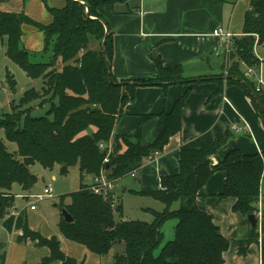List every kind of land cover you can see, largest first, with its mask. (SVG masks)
Returning <instances> with one entry per match:
<instances>
[{
    "label": "trees",
    "instance_id": "16d2710c",
    "mask_svg": "<svg viewBox=\"0 0 264 264\" xmlns=\"http://www.w3.org/2000/svg\"><path fill=\"white\" fill-rule=\"evenodd\" d=\"M114 1L121 0H66L63 8H48L52 16L48 25L31 20L22 11L0 10V40L5 45L6 57L27 77L42 81L40 91L25 90L19 104L13 105L11 112L0 115V220L14 209L12 186L18 184L28 193L35 185L37 177L31 172V165L39 163L45 169L75 166L79 172V189L60 196L58 203L72 217L71 222H66L61 216L58 222V230L66 239L98 256H106L114 246L123 244V250L113 254L110 264H224L228 240L212 216L197 207L196 198L213 172L224 171L223 190L217 197H234L233 212L239 216L241 225L248 226L252 238L257 237V227H251L247 216L257 209L264 175V151L246 155L232 150L214 164L212 156L230 138L229 134L214 137L211 132H205L182 144L176 174L159 175L158 189L134 190L164 204L161 211L151 210L154 219L149 223L123 220L122 206L112 204L113 200L93 190L94 179L101 173L115 183L135 174L143 159L162 151L170 137L181 130L182 110L189 91H183L169 111L141 116V122L157 118L156 135L151 143L142 144L140 127L134 136L113 135L123 107L133 101L137 86L184 81L180 66L166 67L160 58H154L159 72L157 79L120 81L110 70L112 82H109L105 58L110 64L112 31L97 8ZM23 23L43 32V52L50 53L47 61H33L23 48ZM90 38L98 42L97 49L89 47ZM255 43L264 45V0H250L242 34L233 37L226 65L227 82L253 94L264 116V90L257 91L251 77L240 68L241 64L253 67L258 63L253 52ZM7 80L10 88H14L16 82L11 74L7 73ZM39 98L48 99L50 107L44 115L33 117L28 104ZM6 142L14 143L16 149L10 151ZM102 142L108 144L104 149L99 148ZM87 179L93 182L88 185ZM174 202L179 203L177 209L171 208ZM116 213L121 219L115 218ZM169 219H176L173 239L164 243L160 253L154 256V249L163 238L162 225ZM15 229L19 231L18 241L31 240L38 246L48 247L49 254L40 264H79L61 251L55 236L46 238L30 229L25 213L17 215Z\"/></svg>",
    "mask_w": 264,
    "mask_h": 264
},
{
    "label": "crops",
    "instance_id": "0c3cea01",
    "mask_svg": "<svg viewBox=\"0 0 264 264\" xmlns=\"http://www.w3.org/2000/svg\"><path fill=\"white\" fill-rule=\"evenodd\" d=\"M65 3L66 0H0V10L8 13L22 11L31 20L48 25L52 22L48 8L60 9ZM249 7L250 0H121L97 8V13L112 31L110 70L117 80L134 82L157 79L159 72L154 58H160L166 67L180 66L184 78L180 84L137 86L133 101L123 107L113 135L134 136L140 127L142 144L151 143L156 135L157 118L150 117L141 122V116L169 111L179 95L189 89L182 110L181 130L170 137L160 153L143 159L140 169L130 175L139 183L137 191L158 189L161 172L176 174L179 170L180 146L205 132H211L214 137L230 135L212 156L214 164L221 162L232 150H240L246 155L264 151V116L260 106L253 94H247L241 86L227 82L228 75H224L227 58L219 49L218 38L212 34L214 28L221 26L240 36ZM21 30L22 46L31 57L50 55L43 52L41 30L29 23H23ZM88 45L93 49L98 48V42L93 38L89 39ZM0 47L5 55V45L1 40ZM253 52L258 63L252 68L260 71L261 89L264 90V45L255 43ZM240 68L246 75L247 66L241 64ZM250 79L258 86L255 76ZM224 181V171L213 172L199 190L196 205L212 216L221 234L228 240V248L223 253L224 264H263L264 175L254 213L257 218V237L254 238L248 226L241 225L239 216L232 210L235 198L217 197L223 190ZM78 182L80 186L79 172ZM14 187L11 189L14 200L23 197L29 199L30 203L18 209L14 201L13 211L0 220V231L5 228L0 237L6 240L0 241V264H40L41 259L49 254L47 246H38L31 240H17L19 231L15 229V220L19 213H25L30 229L46 238L55 236L61 251L79 264L112 262L113 256L95 255L83 245L66 239L58 230L62 216L60 212L55 220V230L42 229L34 222L39 215L37 205L34 210L29 208L36 201L34 196L37 194L32 193L33 188L26 193L18 185L16 189L22 194L17 195L13 192ZM258 211L261 212L260 216L257 215ZM247 240L249 243H246Z\"/></svg>",
    "mask_w": 264,
    "mask_h": 264
},
{
    "label": "rangeland",
    "instance_id": "374dc122",
    "mask_svg": "<svg viewBox=\"0 0 264 264\" xmlns=\"http://www.w3.org/2000/svg\"><path fill=\"white\" fill-rule=\"evenodd\" d=\"M31 59L33 61L44 62L48 60V54L33 56ZM225 71L227 75V66L224 69V74ZM7 73L11 74L16 82L14 88H10L8 84ZM41 87L42 81L40 78L31 79L27 77L25 72L19 66L10 61L6 55H4L3 50L0 47V115L6 112H11V107L19 104L21 96L25 90L34 88L35 90L40 91ZM28 106L31 107L29 110L30 115L33 117H39L44 115L49 109L50 102L48 99L43 101L39 98L32 101ZM17 110H22V107H17ZM6 145L10 151L16 149L14 143L6 142ZM30 170L37 177V181L32 189L33 194H41L47 185H50L52 190V197H46L34 202L38 207L39 214V218L35 217L34 222L40 225L42 229L47 227L55 230V220L57 214L60 212L58 206L59 199L61 198L60 196L78 189V169L73 166L68 169V172L60 174L59 166H55L52 169H45L39 163H34L30 166ZM13 186H15L13 189L14 193L17 195L22 194L20 190L16 189L18 184H14ZM123 188L126 190L123 191ZM134 190H139V183L134 181L132 176L126 175L118 179L113 187V193L115 195L113 202L115 205L122 206V219L125 218L126 220H138L149 223L154 219L151 210L161 211L164 204L153 197L137 194ZM67 200L68 198H65V201ZM14 201L17 204L18 209L30 203L29 199L23 197H16ZM55 204H57V206H55ZM178 206V202L174 203L172 209H177ZM115 218L117 220L121 219L118 213L115 214ZM175 224L176 219H169L162 225L161 231L163 238L161 243L154 249V256H157L160 253L164 243L173 239ZM2 229L5 231V228ZM3 230L0 231V235L4 234ZM1 240L6 241L0 237V241ZM123 247V244L114 246L106 256H113L115 252H121Z\"/></svg>",
    "mask_w": 264,
    "mask_h": 264
},
{
    "label": "built area",
    "instance_id": "2783aa9c",
    "mask_svg": "<svg viewBox=\"0 0 264 264\" xmlns=\"http://www.w3.org/2000/svg\"><path fill=\"white\" fill-rule=\"evenodd\" d=\"M212 34L214 36H216L219 40V49L221 51V53H223V55L227 58V55L231 49L232 46V39L235 36L231 31L224 29L221 26H218L216 28L213 29ZM226 75V71L225 74ZM246 75H248L249 77L255 76L258 86H256V90L259 91L261 89V85H262V79H261V74L260 71H255L252 67H247V71H246ZM235 129V127H233ZM108 146L107 143H100L99 144V148L104 149ZM157 154V153H154ZM151 157V156H149ZM134 175V174H132ZM159 177H158V184L160 187V183H159ZM93 181H91L92 183ZM94 182L96 183V185L93 187V190L95 193L101 194L103 197H105V199H111L114 201L115 195L113 193V187H114V183H112L111 181H109L105 175V173H101L98 177H96L94 179ZM52 195V190H51V186L47 185L45 186V188L43 189L41 194H37L35 195V199L36 200H42L46 197H51ZM114 204V203H112ZM31 210H34L36 208V205L33 203L30 205L29 207ZM257 215L260 216L261 212H257Z\"/></svg>",
    "mask_w": 264,
    "mask_h": 264
},
{
    "label": "water",
    "instance_id": "95a60500",
    "mask_svg": "<svg viewBox=\"0 0 264 264\" xmlns=\"http://www.w3.org/2000/svg\"><path fill=\"white\" fill-rule=\"evenodd\" d=\"M106 33H107V29H106L104 38L102 40V48H104V43H105V39H106ZM104 58H105V55H104ZM105 61H106V65H107V68H108V80H109V82H112L111 74H110V64H109V62L107 61L106 58H105ZM66 172H67L66 166H61L60 167V174L66 173ZM161 174H164V172H161L160 175ZM87 184L90 185L91 184V180L88 181ZM123 191H124V189H123ZM55 206H57V204H55ZM60 213H61L63 219L66 222H71L72 221L71 215L64 208L60 207ZM124 220H125V218H124ZM247 220H248L249 224L251 225V227H256L257 226V218H256L255 214H249L247 216Z\"/></svg>",
    "mask_w": 264,
    "mask_h": 264
}]
</instances>
